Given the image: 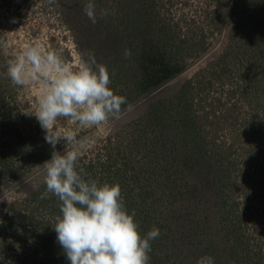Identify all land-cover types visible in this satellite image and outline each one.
Here are the masks:
<instances>
[{
	"label": "rangeland",
	"instance_id": "rangeland-1",
	"mask_svg": "<svg viewBox=\"0 0 264 264\" xmlns=\"http://www.w3.org/2000/svg\"><path fill=\"white\" fill-rule=\"evenodd\" d=\"M87 2L0 0V264H69L52 228L60 201L41 198L53 149L35 114L47 85L7 76L30 45L73 70L94 53L126 97L119 119L60 117L53 131L86 141L56 150L75 147L86 178L119 184L142 236L160 230L150 264H264V0H94L95 24ZM162 63L182 71L136 90L131 76ZM181 106L191 128L167 129Z\"/></svg>",
	"mask_w": 264,
	"mask_h": 264
},
{
	"label": "clouds",
	"instance_id": "clouds-1",
	"mask_svg": "<svg viewBox=\"0 0 264 264\" xmlns=\"http://www.w3.org/2000/svg\"><path fill=\"white\" fill-rule=\"evenodd\" d=\"M83 12L93 24L97 22L94 0H88ZM107 15L108 11L101 9V18ZM124 56L130 58L131 50L125 49ZM7 76L16 86L40 78L47 85L35 114L53 149L51 159L43 164L46 192L41 198L50 193L60 201V215L52 228L69 264H150L151 242L160 236V230L153 226L142 236L135 211L129 214L125 207L119 184L86 178L75 147L63 153L56 150L61 140L81 148L86 143L77 141L70 131L63 136L53 131L60 117L83 127L119 119L122 105L128 102L110 88L107 67L90 53L89 59H82L73 70L57 52L30 45L8 62ZM196 264H215V259L205 255Z\"/></svg>",
	"mask_w": 264,
	"mask_h": 264
},
{
	"label": "trees",
	"instance_id": "trees-1",
	"mask_svg": "<svg viewBox=\"0 0 264 264\" xmlns=\"http://www.w3.org/2000/svg\"><path fill=\"white\" fill-rule=\"evenodd\" d=\"M126 39H129V37L124 36V38L122 40L125 41ZM181 71H182V66H180V65H173L170 67V66H166L165 63H162L161 66H159V68H156L152 73H150V75H148V76L145 75L144 80L143 79L140 80L141 77L139 78L138 76H136L134 74L133 76H131L134 80L132 82V79H131V82L134 83L133 85H135L136 90L145 92L149 89L152 90L153 88H156L161 83L162 80H168V79L170 80L175 74H179ZM187 95H188V93L184 94V97H186ZM181 107L178 108V112L176 111V113H174L172 115H170V114L168 115L169 118L172 120V122L167 123L163 126H167V129L173 128V129H176L179 131L181 129V127L183 126V121L185 123H189L190 120L187 119V117L185 115L182 117V114H183L182 109L185 108V111H186L187 107L186 106H181ZM164 110H165V112H168L169 109H164ZM161 113H163V111ZM178 113H180V117H179L180 119H177ZM176 116H177V118H176ZM191 124H190V128H191ZM160 135H162V133H160ZM140 198H141L140 202L145 200V198L143 196H140ZM55 243H56V241H55ZM55 243L53 244V242H52V245H55Z\"/></svg>",
	"mask_w": 264,
	"mask_h": 264
}]
</instances>
